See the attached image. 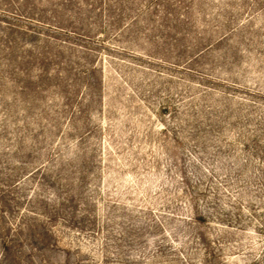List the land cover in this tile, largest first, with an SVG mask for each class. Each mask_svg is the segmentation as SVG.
I'll return each mask as SVG.
<instances>
[{
	"label": "rangeland",
	"instance_id": "rangeland-1",
	"mask_svg": "<svg viewBox=\"0 0 264 264\" xmlns=\"http://www.w3.org/2000/svg\"><path fill=\"white\" fill-rule=\"evenodd\" d=\"M0 264H264V0H0Z\"/></svg>",
	"mask_w": 264,
	"mask_h": 264
}]
</instances>
